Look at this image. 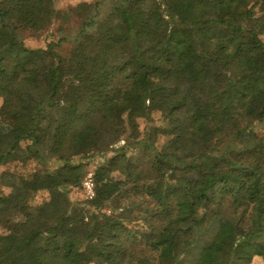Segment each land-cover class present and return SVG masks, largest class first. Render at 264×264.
I'll list each match as a JSON object with an SVG mask.
<instances>
[{
  "label": "trees",
  "instance_id": "obj_1",
  "mask_svg": "<svg viewBox=\"0 0 264 264\" xmlns=\"http://www.w3.org/2000/svg\"><path fill=\"white\" fill-rule=\"evenodd\" d=\"M57 1L0 0L49 76H0V264H264V0H193L184 39L171 0Z\"/></svg>",
  "mask_w": 264,
  "mask_h": 264
},
{
  "label": "rangeland",
  "instance_id": "obj_2",
  "mask_svg": "<svg viewBox=\"0 0 264 264\" xmlns=\"http://www.w3.org/2000/svg\"><path fill=\"white\" fill-rule=\"evenodd\" d=\"M172 5L177 10V20L178 25L174 26L171 29V34H173L177 39H184L188 37L187 29L184 25V21L186 20V17L190 13L192 6H193V0H171ZM148 4L150 5L151 9H156V0H147ZM70 3L65 0H59L57 1L56 5L59 8H66ZM86 18V17H85ZM145 14L141 10H135L132 13V20L135 25H137L139 22L144 20ZM75 23V22H74ZM18 35L20 36L23 45L28 48L35 50L37 48H45L46 44V33L45 32H39V33H32L27 30L19 29L17 30ZM8 34H7V28L0 25V57H6V60H4L2 63H0V76L7 77L9 75L10 70L12 66H15L18 69H23L26 79L33 84H47L49 81V76L46 71L43 70H37L34 69L31 66V61L35 57H42L43 54L39 52H24L22 51L21 46L13 47L12 45L8 44ZM68 46L65 45V48ZM0 120L3 122H16L17 119L14 115H12L10 112L6 111L3 114L0 115ZM124 141H120L119 146L123 145ZM112 153L107 152L104 154L105 157H110ZM103 154L99 153L97 154H90L85 153V162L88 163L86 173L84 177L89 173L92 172V169L94 167V163L96 161H101L103 159ZM16 165L13 164L10 166L11 170H18L20 172H26L29 168L33 166V164L27 165L28 167L22 168L15 167ZM49 167H52V164L49 163ZM83 177V179H84ZM149 178V175L145 172H130L129 179H135V180H144ZM83 181V180H82ZM83 188V187H82ZM84 197L86 199L87 195L83 189V195L81 194L80 197Z\"/></svg>",
  "mask_w": 264,
  "mask_h": 264
},
{
  "label": "built area",
  "instance_id": "obj_3",
  "mask_svg": "<svg viewBox=\"0 0 264 264\" xmlns=\"http://www.w3.org/2000/svg\"><path fill=\"white\" fill-rule=\"evenodd\" d=\"M82 187L87 195L88 199L94 197V184L92 180V172H89L82 181Z\"/></svg>",
  "mask_w": 264,
  "mask_h": 264
}]
</instances>
